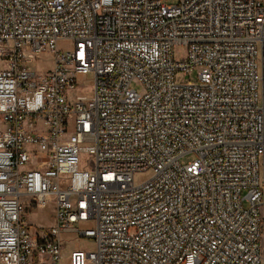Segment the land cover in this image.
Returning a JSON list of instances; mask_svg holds the SVG:
<instances>
[{
  "label": "built area",
  "instance_id": "built-area-1",
  "mask_svg": "<svg viewBox=\"0 0 264 264\" xmlns=\"http://www.w3.org/2000/svg\"><path fill=\"white\" fill-rule=\"evenodd\" d=\"M0 264H264V0H0Z\"/></svg>",
  "mask_w": 264,
  "mask_h": 264
},
{
  "label": "rangeland",
  "instance_id": "rangeland-1",
  "mask_svg": "<svg viewBox=\"0 0 264 264\" xmlns=\"http://www.w3.org/2000/svg\"><path fill=\"white\" fill-rule=\"evenodd\" d=\"M177 0H164V3L166 4H174ZM59 48L66 49L68 47L65 43H58ZM175 58L179 60H185L187 57V49L183 45H179L175 49ZM30 68L34 70H45L49 66V58H46L44 56L36 58L34 62H32L30 65ZM197 72L198 70L195 69L191 73L184 75L181 73L176 74V81L179 83H196L197 81ZM133 89H135L137 92H142L143 89L141 85L134 81L131 85ZM82 92L86 93L88 92L87 88H84ZM89 158L88 155H82L83 160H87ZM193 159L192 154L185 155L183 158L180 159L181 163H186L187 161ZM23 220L27 223H29L32 228L34 229H44L49 226H51L54 223V204L52 201L48 202V204L44 208H37L33 207L30 209V211L25 213V210L23 211ZM75 236H70V239L65 241V245L62 251L63 259H66L70 252L75 248L80 249H90L92 247V242L89 239L86 238H78L74 239Z\"/></svg>",
  "mask_w": 264,
  "mask_h": 264
},
{
  "label": "crops",
  "instance_id": "crops-1",
  "mask_svg": "<svg viewBox=\"0 0 264 264\" xmlns=\"http://www.w3.org/2000/svg\"><path fill=\"white\" fill-rule=\"evenodd\" d=\"M50 65H51V63H50V59H49V66H48L47 68H49V67H50Z\"/></svg>",
  "mask_w": 264,
  "mask_h": 264
}]
</instances>
